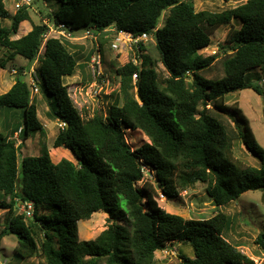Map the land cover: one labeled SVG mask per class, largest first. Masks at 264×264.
I'll list each match as a JSON object with an SVG mask.
<instances>
[{"label":"trees","instance_id":"16d2710c","mask_svg":"<svg viewBox=\"0 0 264 264\" xmlns=\"http://www.w3.org/2000/svg\"><path fill=\"white\" fill-rule=\"evenodd\" d=\"M58 1L59 9L48 12L56 24L64 23L71 31L116 25L135 34L147 32L157 57L141 53L138 65L121 55L117 72L122 104L112 103L107 114L84 116L64 82L81 65L71 41L50 38L42 50L48 29L43 20L13 38L31 19L30 10L11 17L5 0H0L2 65L18 55L40 60L37 72L48 115L61 122L52 149L44 147L40 155L20 161L18 139L44 131L39 106L22 69L11 88L0 94V116L6 109L11 120L23 119L14 127L13 121H4L11 134L0 130V208L5 210L0 248L5 236L15 234L16 255L43 258L44 264H155L157 251L184 241L193 246L195 256H181V264H255L225 236L229 215L217 212L196 219L167 211L158 203L155 183L144 180L143 167L150 168L166 196L203 182L220 206L247 191L264 190V147L250 119L241 108L237 113L243 125L233 127L224 118L230 110L229 94L246 88L262 93L248 72L264 67V0H247L221 11L197 10L193 0ZM10 17L7 26L4 21ZM234 20L241 26L228 34L224 75L208 78L203 73L219 55L200 50L211 44V35L221 25ZM158 62L168 75H161ZM127 128L141 130L150 141L133 148ZM238 139L259 158V167L235 157ZM59 153L65 155L58 159ZM21 200L34 202L32 218L22 211L15 214ZM97 211L107 213V228L95 239H80L78 222ZM255 243L264 250V231Z\"/></svg>","mask_w":264,"mask_h":264},{"label":"rangeland","instance_id":"374dc122","mask_svg":"<svg viewBox=\"0 0 264 264\" xmlns=\"http://www.w3.org/2000/svg\"><path fill=\"white\" fill-rule=\"evenodd\" d=\"M197 10L221 11L226 8L236 7L245 3L247 0H193ZM7 9L11 17L14 12V6L11 0H5ZM59 9L58 0H36L33 9L30 10L31 19L25 21L19 29L18 34L13 38H19L23 35L26 27H32L33 23H40L44 17L48 16V12H54ZM169 11H166L161 25L164 24ZM11 17L4 21L7 26L11 25ZM241 22L234 20L231 23L221 25L212 35L211 44L200 50L204 55L218 54L219 58L213 67L203 74L208 78H220L224 75L222 61L226 54L224 47L228 43V34L232 27H240ZM30 30L28 29V32ZM76 35L83 36L84 30L74 31ZM25 35V34H24ZM101 42V52L103 57V74L94 76L92 68L89 67L91 55L95 51V45L92 38H84L71 41L72 51H76L79 55L78 61L81 63L77 66L73 76H66L64 82L69 87V93L76 105L84 116H92L96 112L107 114L109 108L114 102L122 104V96L120 93L121 77L117 72V68L122 65L124 58H138L142 61L140 52L129 49L128 46H121L122 50H116L111 45L113 39L103 38L99 36ZM153 38L146 44L144 54H149L154 59L157 54L154 52ZM137 49V48H136ZM5 60L3 50L0 49V94L6 92L7 89L15 82L16 75L22 69L23 72L30 77L33 70H39L41 61L30 62L22 55H18L15 59L6 62L5 66L2 61ZM158 71L161 75H168L165 66L158 62ZM38 73V72H37ZM37 75V74H36ZM248 77L262 87V93H258L254 89L246 88L227 96L230 110L224 114V118L232 124L233 127L243 125L237 110L241 108L244 114L250 119L251 126L255 135L264 147V67H258L248 72ZM40 79V78H39ZM40 82V81H39ZM40 87V84H39ZM41 89L34 94V101L38 103V115L44 126V131L31 132L27 140L18 139L19 160L27 155H40L44 147L53 148L54 140L61 127L60 120L54 121L48 115L49 107L47 100L43 97ZM2 112L0 116V129L5 130L4 121H13L12 124L23 123L20 117L11 120L10 112ZM126 128V127H125ZM18 135V134H17ZM15 138H18V136ZM126 137L128 143L133 148L141 146L144 142H149V138L141 130L126 129ZM235 157L244 163L259 167L260 160L253 155L242 139L235 141ZM65 154L59 153L58 159ZM148 180L155 183L158 191V203L171 213H176L185 218H210L217 212H223L230 216L231 226L225 231V236L234 245L239 248H245L246 255L253 256L258 264H264V250L255 243L258 234L264 231V190H250L243 193L239 199L231 201L225 205H216L206 191L207 184L198 182L196 185L184 189H179L177 196L162 195V188L156 183L155 176L149 175ZM1 199V197H0ZM23 204V203H22ZM21 208V206H20ZM21 212V210H20ZM5 210L0 208V216L4 218ZM108 215L104 211L95 212L90 219L80 220L79 236L80 239H95L104 229L107 228L109 222ZM4 222L2 223V227ZM91 229V236H81ZM18 244V236L9 234L4 237L0 248V260H6L8 264H44V259L39 257L21 258L16 255L15 247ZM183 255L194 257L195 252L193 246L188 242H174L167 247V251L159 250L156 252L155 264H181Z\"/></svg>","mask_w":264,"mask_h":264},{"label":"built area","instance_id":"2783aa9c","mask_svg":"<svg viewBox=\"0 0 264 264\" xmlns=\"http://www.w3.org/2000/svg\"><path fill=\"white\" fill-rule=\"evenodd\" d=\"M14 1V9L16 11H19L21 9H33L34 3L36 0H13ZM43 22L48 25V29L43 34V47L42 50L45 48V45L50 38H57V39H67L70 41L73 40H80L84 38H92V42L95 45V51L91 55L90 60V67L92 68V73L96 77L101 76L103 74V57L101 52V42H100V35H103V38H111L113 39L112 47L116 50H119V48L123 45L128 46L129 49H134L137 52L144 53L146 51L145 49L142 50V46L146 44L150 39H152L151 34L144 32L142 34H135L129 30L121 29L116 25H111L107 28H104L103 30H96L93 28H86L83 29L84 33L83 36L76 35L74 31L69 30V28L64 24H56L54 20H52L50 17H44ZM137 48V49H136ZM122 48H120V51ZM141 56V55H140ZM133 61L141 65L142 61H140L138 58H132ZM33 74L30 75L29 81L31 84V88L33 93H38L40 90L39 87V77L36 70H33ZM37 74V75H36ZM134 81L136 82L138 80V73H135L133 75ZM144 172V180H148L147 177L149 175L155 176L153 172L150 170L148 166L143 167ZM152 181V180H149ZM163 192V196H164ZM166 195V194H165ZM21 211L24 213V215L28 218H32L35 212V204L33 201H24L21 205ZM240 251L244 254H247L245 251V248H239ZM163 251H167V248L163 249ZM255 260V259H254ZM0 264H8L6 260H0ZM248 264V263H244ZM255 264H258L255 260Z\"/></svg>","mask_w":264,"mask_h":264},{"label":"crops","instance_id":"0c3cea01","mask_svg":"<svg viewBox=\"0 0 264 264\" xmlns=\"http://www.w3.org/2000/svg\"><path fill=\"white\" fill-rule=\"evenodd\" d=\"M11 1H12V3H13V6H14V1H13V0H11ZM15 12H16V10L14 9L13 14H14ZM28 29L31 30L32 27H28V26H27L26 29H24L23 35L28 33ZM23 35H21V36H23ZM89 67H90V66H89ZM90 68H91V67H90ZM13 83H14V82H13ZM12 85H13V84H12ZM12 85H11V86H12ZM11 86H10V88H11ZM10 88H9V89H10ZM9 89H7L6 91H8ZM41 98H43V97H41ZM117 102H118V101H117ZM10 126H11V127H12V126L14 127L13 124H11ZM4 127H5V124H4ZM6 129H7V128H6ZM0 130H1V129H0ZM2 130H3V129H2ZM4 131H5V130H4ZM5 132L11 134V133H12V130L7 129ZM15 135H17V132L15 133ZM91 235H92V231H91V229H90L89 231H87L86 234H83V233L81 234V236H85V237H86V236H91ZM95 238H96V237H95ZM88 240H89V239H88ZM228 240H229V239H228ZM257 246H258V245H257ZM251 258L255 259L253 256H251Z\"/></svg>","mask_w":264,"mask_h":264},{"label":"water","instance_id":"95a60500","mask_svg":"<svg viewBox=\"0 0 264 264\" xmlns=\"http://www.w3.org/2000/svg\"><path fill=\"white\" fill-rule=\"evenodd\" d=\"M23 201L21 200L19 202V208L15 211V214L19 213L20 212V206L22 205Z\"/></svg>","mask_w":264,"mask_h":264},{"label":"clouds","instance_id":"9594fccd","mask_svg":"<svg viewBox=\"0 0 264 264\" xmlns=\"http://www.w3.org/2000/svg\"><path fill=\"white\" fill-rule=\"evenodd\" d=\"M90 66V65H89ZM20 210H21V208H20Z\"/></svg>","mask_w":264,"mask_h":264}]
</instances>
